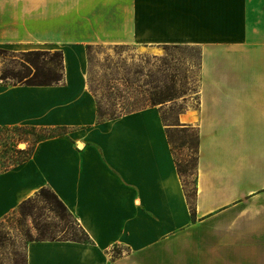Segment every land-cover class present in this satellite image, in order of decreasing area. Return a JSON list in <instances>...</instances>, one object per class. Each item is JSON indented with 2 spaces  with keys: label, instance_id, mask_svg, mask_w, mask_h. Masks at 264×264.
<instances>
[{
  "label": "crops",
  "instance_id": "1",
  "mask_svg": "<svg viewBox=\"0 0 264 264\" xmlns=\"http://www.w3.org/2000/svg\"><path fill=\"white\" fill-rule=\"evenodd\" d=\"M93 45L200 50L197 107L177 119L199 135L194 213L161 108L99 121ZM0 50L62 51L65 70L0 80V129L67 130L0 162V220L48 188L91 241H30L26 264H264V0H0Z\"/></svg>",
  "mask_w": 264,
  "mask_h": 264
},
{
  "label": "rangeland",
  "instance_id": "2",
  "mask_svg": "<svg viewBox=\"0 0 264 264\" xmlns=\"http://www.w3.org/2000/svg\"><path fill=\"white\" fill-rule=\"evenodd\" d=\"M86 52L88 87L104 119L125 113L123 108L151 107V100L158 94L180 95L157 105L167 125L177 124L179 115L197 107L200 73L196 48L93 45ZM25 59L23 52H1L0 74L4 70H21ZM196 133V129L190 128L185 132L173 130L170 134L176 163L181 169L186 166L190 169L184 177L189 190L194 179L195 155L193 150L181 148V145L188 142V147H193ZM35 139L30 131L4 133L0 137L2 168L21 161L23 154L18 151L27 149L28 152ZM45 196L36 193L23 207L24 212L17 208L0 220V264H26V248L30 241L81 236L73 217Z\"/></svg>",
  "mask_w": 264,
  "mask_h": 264
},
{
  "label": "trees",
  "instance_id": "3",
  "mask_svg": "<svg viewBox=\"0 0 264 264\" xmlns=\"http://www.w3.org/2000/svg\"><path fill=\"white\" fill-rule=\"evenodd\" d=\"M90 47L91 46H87V50ZM164 47L165 48H174V49H180V48H184V47L196 48V47L178 46V45L164 46ZM196 49L199 52V70H200L201 52L198 48H196ZM1 52H5V51L0 50V53ZM23 55L26 57V59L21 64V70L16 71V72L12 71V70H4L0 74V80H2L4 83H10L13 85L20 84V85H27V86H52V85H59V84L63 83L65 70H64V55H63L62 51H54L53 53L50 51H28V52H23ZM46 57H48L49 60H46ZM197 93H198V91H197ZM179 97H180V95H178L176 93H172V94H168V95L158 94V96L156 95L155 99L151 100V107L166 103L168 101L175 100ZM142 109H145V108H140V109L133 108L130 110H128L127 108H123V110H124L123 112H125V113H123L121 115H116V116L114 115V116L110 117L109 119H114V118L120 117L122 115L129 114V113L139 111ZM97 112H98L99 121L108 120V119H104L103 116H105V115H103L101 113V109H100L98 103H97ZM108 115L111 116V114H108ZM163 121H164V119H163ZM168 126H176L175 128L167 131L169 142L173 148V151H175V149L173 147L174 146L173 142L171 141V135H170L171 132L173 130L185 132V131H188V129H190V128L189 127H178V126H180V124H178V122H177V124L168 125ZM14 130L20 131L22 133L30 131L32 134H34L36 136L34 143L29 146L30 150L28 152H27V149L18 151L20 154H23V158L21 159V161L27 159L31 155L33 145L36 142H39V141H42L45 139H49V138H53V137H57V136H62V135H65L67 133V130L65 128H57V129H49L48 130V129H37L35 127H13V128L0 129V137L4 133H9V132H12ZM198 146H199V135H198V133H196V140H195V144L193 147H188V142H184L181 145V148L193 150L194 155H195V162H194V166H193L194 179L192 181V188L190 190L187 189V183L184 180L185 175L190 171V169H188V166H186V168H184V169H181L179 164L176 163L178 173H179V175L183 181V185L185 187L186 195H187V198H188L189 203L191 205V210L193 213H194L193 199H194L195 194H196V168H197ZM25 152H27V153H25ZM39 193L47 195V196H45L46 200H50V199L53 200L61 209H63L64 211L68 212L71 215V213L69 212L66 205L60 200V198L52 190H50L48 188H43L39 191ZM28 200L24 201L18 207L21 212H24L23 207L28 202ZM74 221H75V219H74ZM75 223L78 226V228L80 229V235L81 236L78 237L77 235H75V237L72 239H64V240H70V241L81 242V243L91 242L87 233L80 227V225L76 221H75ZM41 240H46V239H38L37 241H41Z\"/></svg>",
  "mask_w": 264,
  "mask_h": 264
}]
</instances>
